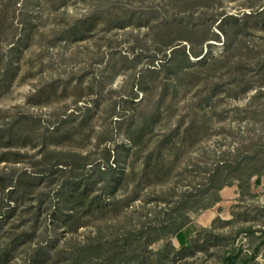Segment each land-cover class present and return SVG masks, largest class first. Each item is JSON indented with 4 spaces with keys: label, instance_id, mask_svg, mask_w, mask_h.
Masks as SVG:
<instances>
[{
    "label": "trees",
    "instance_id": "obj_1",
    "mask_svg": "<svg viewBox=\"0 0 264 264\" xmlns=\"http://www.w3.org/2000/svg\"><path fill=\"white\" fill-rule=\"evenodd\" d=\"M71 1L0 0V96L11 89L20 72L37 35L35 21L41 11L64 13ZM249 9L242 15L223 13L216 19L217 32L205 21L191 25L183 16L155 23L147 53L132 60L112 53L105 61L100 83L130 72L136 87L137 93L126 98L121 111L115 103L108 112V119L116 123L128 121L132 145L119 147L128 154L129 165L128 159L119 164V155L118 165L109 164L111 149H103L104 160L81 151L95 130L93 108L99 104L87 99L96 94L95 80L84 87L82 81L52 77L38 87L27 98L35 105L40 104L35 101L39 97L49 104L53 96L73 95L68 104L54 107L46 120L18 113L20 107L0 110V165L6 163L0 166V264L17 259L23 264H129L126 255L132 246L148 248L167 236L178 238L191 221L187 211L213 208L221 201L223 188L236 183L241 196L251 194V180L264 175V50L262 44L248 40L264 39V2ZM149 14L115 5L93 6L73 17L68 27L52 30L50 42H78L94 30L109 33L134 20L143 26L149 23ZM210 41L223 42L220 56H212ZM143 59L145 67L137 69ZM182 89L187 94L194 90L193 96L185 93L179 98ZM250 92L244 105L226 103ZM182 100L187 101L179 110ZM234 122L247 128L263 126L257 133L247 131L248 138L233 151L205 152L207 156L198 161L204 165L193 170L201 180L199 190L175 198L172 181L180 176L190 148L205 136L226 130L239 136L231 126ZM42 183L48 189L41 196ZM151 194L157 195L158 206L163 202L166 207L149 208ZM150 213L156 214L155 219L147 217ZM89 225L100 232L86 239L78 232Z\"/></svg>",
    "mask_w": 264,
    "mask_h": 264
},
{
    "label": "rangeland",
    "instance_id": "obj_2",
    "mask_svg": "<svg viewBox=\"0 0 264 264\" xmlns=\"http://www.w3.org/2000/svg\"><path fill=\"white\" fill-rule=\"evenodd\" d=\"M262 2L264 1L72 0L68 7L62 9L64 13H53L50 8L43 9L39 19L35 21L38 25L37 35L35 40L32 41L31 49L24 54L20 72L11 89L0 96V110H12L15 107H20L18 113L21 111L29 112L46 120L54 107L68 104L72 101L73 95L69 94L66 97L53 96L49 104L44 101V98L39 97L35 101L40 104L35 105L27 98L38 87L45 85L52 77L54 79H69L72 83L82 81L84 87L93 84L95 80L96 94L91 98H87L88 101L93 98L99 104L98 107L93 108L94 117L92 122L95 130L91 133V137L86 140V146L81 151L84 153L91 152L94 157L104 160L105 156L103 154L105 155L106 152L103 149H111L109 164L116 162L115 159L118 155L120 156L119 164H126L125 160L128 159V154L119 146L127 144L128 147H131L132 145L127 138L128 121L116 123L115 119L113 121L110 118L108 119V112L112 111V106L115 103L118 104V111H121L125 106L123 102L126 98L134 96L137 92H135L136 87L133 85L132 77L129 75L130 72L117 76L111 75L104 82L102 81L103 83H100L103 79L105 61L109 56L113 53L116 57H120L119 54H121L132 60L134 55H138L142 51H144V54L147 53L154 37L153 32L155 29L152 31L151 26L155 23L158 24L183 16L184 20L190 22L191 25H199L205 21L211 25L212 31L217 32L218 22H216V19L223 13L242 15L244 12H249V7L256 8ZM110 5L129 8L136 12L147 10L150 12L149 23L146 22L143 26H138V22L134 20L130 26L124 29H115L109 33H100L98 30H94L92 33L86 34L84 40L78 42H73V40L58 42L57 44L50 42L52 30L68 27L73 17L87 13L90 7L93 6L101 8ZM221 41H224L223 36H221ZM248 42L252 45L262 44L264 50L263 37H250ZM210 43L213 45L212 56H220L224 51L223 42L210 41ZM108 44L111 47L106 46ZM44 45L50 46L49 51L41 49ZM144 63V59L143 62H138L136 64L137 69L144 68ZM129 65L130 63H128ZM179 93V98L184 97L185 93L187 97L191 98L194 90L187 94L182 89L179 90ZM252 94L253 92H250L238 100H231L226 103L244 105ZM140 99L141 95L138 101ZM187 100L181 101V104L178 105L179 110ZM226 123L227 121L224 122V125ZM231 126L235 132L239 133V136L226 130L224 134H214L211 138L205 136V140L201 144L190 148L189 157L181 164L180 176L172 181V187L174 188L172 192L177 195L175 198L189 193L193 194L199 190L197 183L201 180L193 170L197 169L199 164L204 165V162L198 163V161L207 156L205 152L216 151L217 154H220V152L227 149L233 151V148L240 141L248 138L245 136L247 131L257 133L263 125L257 124L247 128L244 123L240 125L238 122H234ZM159 129L160 127L157 126L156 131ZM210 133H215V131ZM152 148H154V145L150 146L149 149ZM21 151L23 152V148ZM34 152V150L29 151L30 154ZM129 159L127 162L130 161ZM128 165L126 166L129 169ZM0 166L4 167L6 163ZM16 167L22 168L23 165L18 164ZM251 188V194L246 192L243 196L240 195V189H238L236 183L233 186L223 188L222 190L225 189L226 191L223 194H221L222 190L220 191L221 201L228 202L224 208H219L221 216L215 218L214 224L212 223L209 227H202L196 222L198 216L210 209L198 212L189 210L187 215L190 216L191 221L181 229L182 231L190 225L189 235L192 236L187 239L186 243H180L176 235H172L155 242L148 248L145 246H132L126 255L129 264H264V175L259 180L254 177L251 180ZM47 189V184L42 183L39 194L42 196ZM150 198L152 201L148 207L152 210L158 207H166V203L163 202L158 206L159 200H156V194H151ZM153 215V213H150L147 217H151L150 220H153L156 214ZM163 219L164 214H161V220ZM100 223L102 224L101 221ZM99 232L100 228L89 225L80 229L78 233H83L87 239ZM258 248L260 249L259 252L255 258H252V253ZM103 255L104 253L100 256ZM229 257H231L230 260ZM16 263L23 264V260L17 259L11 262V264Z\"/></svg>",
    "mask_w": 264,
    "mask_h": 264
},
{
    "label": "crops",
    "instance_id": "obj_3",
    "mask_svg": "<svg viewBox=\"0 0 264 264\" xmlns=\"http://www.w3.org/2000/svg\"><path fill=\"white\" fill-rule=\"evenodd\" d=\"M226 190H222L221 194L225 192ZM222 197V196H221ZM228 202V201H227ZM227 202H224L223 200L220 201L213 209H210L208 211H205L200 216L197 217L196 222L199 224V226L202 227H209L214 222L215 218L221 216L219 212V208H224ZM231 204V201H230ZM190 225L187 226L184 230H182L178 236V240H180V243H186L187 239L191 238L192 235L190 234ZM185 237V238H184Z\"/></svg>",
    "mask_w": 264,
    "mask_h": 264
}]
</instances>
